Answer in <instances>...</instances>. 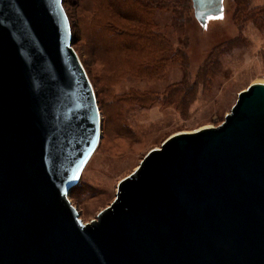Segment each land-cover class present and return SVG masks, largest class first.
<instances>
[{
	"label": "water",
	"instance_id": "1",
	"mask_svg": "<svg viewBox=\"0 0 264 264\" xmlns=\"http://www.w3.org/2000/svg\"><path fill=\"white\" fill-rule=\"evenodd\" d=\"M206 25L224 0H193ZM64 0H0V264H264V84L219 127L151 150L85 224L70 200L102 139Z\"/></svg>",
	"mask_w": 264,
	"mask_h": 264
},
{
	"label": "rangeland",
	"instance_id": "2",
	"mask_svg": "<svg viewBox=\"0 0 264 264\" xmlns=\"http://www.w3.org/2000/svg\"><path fill=\"white\" fill-rule=\"evenodd\" d=\"M107 1L64 0L102 117L100 145L70 194L85 224L151 150L176 134L219 127L241 92L264 84V31L242 18L240 0H224L206 25L191 0H115L110 10ZM121 11L128 21L114 18Z\"/></svg>",
	"mask_w": 264,
	"mask_h": 264
},
{
	"label": "trees",
	"instance_id": "3",
	"mask_svg": "<svg viewBox=\"0 0 264 264\" xmlns=\"http://www.w3.org/2000/svg\"><path fill=\"white\" fill-rule=\"evenodd\" d=\"M101 1L103 3V0H101ZM191 1H192V6L194 8L193 0H191ZM118 2H120V0H118ZM114 3H115V0H108L107 1V5H106L107 9L108 10L112 9V6L114 5ZM100 7H102V6H100ZM124 9H125V7H124ZM121 10H123V9H121ZM119 11H120V9H119ZM240 13L242 14V18L247 19V21H248L249 18L254 19L256 23L260 24L261 29L264 31V7H261V8H255L254 7V8H252V0H240ZM124 14L125 13L123 11H121V12H119L117 14V16L115 15L116 17H114V18H118V19L122 18V19H125L126 21H128V19L123 16ZM112 15H114V14L112 13ZM131 21L132 22L135 21L138 24H140L139 27L141 29L147 26V24H146L147 21L144 22V20L142 18L138 19V17H135L134 19H131ZM112 28H114L112 26V24L109 25L110 33H111V31L112 32L114 31ZM127 29H128V27H127ZM120 34H121V36L123 35L122 33H120ZM112 38H113V36H112Z\"/></svg>",
	"mask_w": 264,
	"mask_h": 264
},
{
	"label": "snow or ice",
	"instance_id": "4",
	"mask_svg": "<svg viewBox=\"0 0 264 264\" xmlns=\"http://www.w3.org/2000/svg\"><path fill=\"white\" fill-rule=\"evenodd\" d=\"M220 18H222V17H220Z\"/></svg>",
	"mask_w": 264,
	"mask_h": 264
}]
</instances>
